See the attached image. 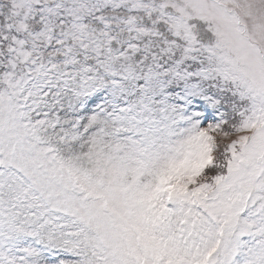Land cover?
I'll return each instance as SVG.
<instances>
[{"label": "snow or ice", "instance_id": "6c2138e0", "mask_svg": "<svg viewBox=\"0 0 264 264\" xmlns=\"http://www.w3.org/2000/svg\"><path fill=\"white\" fill-rule=\"evenodd\" d=\"M0 264H264V0H0Z\"/></svg>", "mask_w": 264, "mask_h": 264}]
</instances>
